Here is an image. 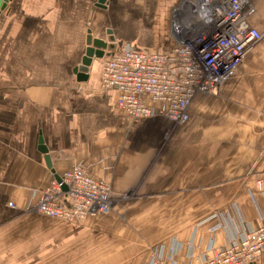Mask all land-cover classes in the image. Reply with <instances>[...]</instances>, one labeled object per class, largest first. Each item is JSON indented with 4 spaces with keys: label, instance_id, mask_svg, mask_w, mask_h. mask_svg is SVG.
<instances>
[{
    "label": "crops",
    "instance_id": "obj_1",
    "mask_svg": "<svg viewBox=\"0 0 264 264\" xmlns=\"http://www.w3.org/2000/svg\"><path fill=\"white\" fill-rule=\"evenodd\" d=\"M97 1L9 0L1 11L0 264H77L106 249L127 255L112 237L35 209L39 190L77 164L113 185L117 208L182 210L184 225L189 210H216L188 237L157 243L176 240L188 250L194 238L199 253L212 237L224 246L264 217V38L218 93L195 97L189 122L133 121L118 92L101 87L102 60L85 80L74 71L88 31L99 36L111 26L119 42L166 50L183 0H107L108 8ZM252 3L250 21L264 31V0Z\"/></svg>",
    "mask_w": 264,
    "mask_h": 264
},
{
    "label": "built area",
    "instance_id": "obj_2",
    "mask_svg": "<svg viewBox=\"0 0 264 264\" xmlns=\"http://www.w3.org/2000/svg\"><path fill=\"white\" fill-rule=\"evenodd\" d=\"M182 5L170 48L137 49L117 41L105 53L101 87L118 92V107L133 121L164 116L175 123L188 122L195 97L218 93L264 38V31L250 21L255 13L252 0H183ZM113 204L112 185L77 164L39 190L35 209L71 222L106 213ZM245 225L226 245L217 246L212 237L199 253L194 238L188 250L176 240L156 243L148 264H262L264 217L256 226Z\"/></svg>",
    "mask_w": 264,
    "mask_h": 264
},
{
    "label": "rangeland",
    "instance_id": "obj_3",
    "mask_svg": "<svg viewBox=\"0 0 264 264\" xmlns=\"http://www.w3.org/2000/svg\"><path fill=\"white\" fill-rule=\"evenodd\" d=\"M95 6L99 8H108L109 4L107 0L104 4L98 0L95 3ZM105 28V32L100 31L101 34H99V36L97 35V37H101L108 42H113L115 45V43L121 38L117 36L116 32L113 31L111 26H106ZM125 41L127 42V40ZM104 58L105 55L103 58H99V60H102L101 62H103ZM131 195L132 194H129V196ZM146 197L147 199L151 198L150 195H146ZM215 211L216 210H189L191 219L189 224L184 225L182 224L181 220L183 216L182 210L155 209L145 207L129 208L127 206L117 208V206L115 207L113 204L111 210L106 213L90 215L89 218L93 219H91L88 223L86 222L88 219L73 223H75V225H83L88 227L94 232V234L104 233L107 236L112 237L111 242H119L122 245V248H124L121 250V252H125L127 255L118 256V254L112 253L110 250L106 249L105 252L108 255L104 254L101 257L94 253V255L91 257L87 256L82 258V261L80 262L77 260L83 256H78L76 258L77 264H103L105 260L110 261V264H143L144 262L146 264L148 257L151 254V248L155 243L170 236L178 237L179 235L183 238L188 237L193 228H196V224L203 219L205 214L208 216L210 212L212 213ZM172 215L176 217H173ZM184 215L187 214L185 213ZM177 217H179V219H177ZM80 226L78 227L80 228Z\"/></svg>",
    "mask_w": 264,
    "mask_h": 264
},
{
    "label": "water",
    "instance_id": "obj_4",
    "mask_svg": "<svg viewBox=\"0 0 264 264\" xmlns=\"http://www.w3.org/2000/svg\"><path fill=\"white\" fill-rule=\"evenodd\" d=\"M8 1L9 0H0V14L1 11L6 7ZM100 2L104 4L106 0H100ZM88 32V48L86 50L85 56L82 59V63L74 68L79 80H85L88 77V72L94 59L103 58L105 53H107V50L111 51L114 48L113 42H108L101 37L93 36L91 29ZM40 150L45 153L46 162L49 166H51V156L49 154L48 148L44 145L42 138L40 139ZM56 179H60L58 174L56 175ZM64 188L66 189L67 187L64 186Z\"/></svg>",
    "mask_w": 264,
    "mask_h": 264
},
{
    "label": "bare ground",
    "instance_id": "obj_5",
    "mask_svg": "<svg viewBox=\"0 0 264 264\" xmlns=\"http://www.w3.org/2000/svg\"><path fill=\"white\" fill-rule=\"evenodd\" d=\"M108 51V50H107Z\"/></svg>",
    "mask_w": 264,
    "mask_h": 264
}]
</instances>
